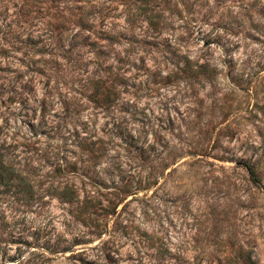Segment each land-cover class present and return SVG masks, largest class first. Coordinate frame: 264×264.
Returning a JSON list of instances; mask_svg holds the SVG:
<instances>
[{
  "label": "rangeland",
  "instance_id": "1",
  "mask_svg": "<svg viewBox=\"0 0 264 264\" xmlns=\"http://www.w3.org/2000/svg\"><path fill=\"white\" fill-rule=\"evenodd\" d=\"M0 154V264H264V0H0Z\"/></svg>",
  "mask_w": 264,
  "mask_h": 264
},
{
  "label": "trees",
  "instance_id": "2",
  "mask_svg": "<svg viewBox=\"0 0 264 264\" xmlns=\"http://www.w3.org/2000/svg\"><path fill=\"white\" fill-rule=\"evenodd\" d=\"M146 1V0H143ZM86 14H83L81 12L80 16L78 17L79 19H77V25L79 26V29L81 30H91V25H92V19H87L89 17L85 16ZM150 25L152 28H155L156 25L155 23H153L152 21H149ZM99 38H107V34L106 33H102V31H99ZM98 89V86L96 88V90ZM108 98V92L106 90L105 94H103L102 100H106ZM245 168L247 169V171L249 172V174L251 175V177L253 178V182H256L257 179L254 178V170L252 168V165L249 163H244ZM16 177L14 171L12 169H10L8 166H6L2 159H1V154H0V184L2 185H7L9 183L12 182V180ZM59 199L66 201L67 203H71L72 201H76L77 200V192L76 190L71 187V186H65V188H62L60 191L57 192ZM86 198L81 200L82 205H85L86 203ZM88 201V200H87ZM89 204H91L90 206L95 207V205L88 201ZM109 206V205H107Z\"/></svg>",
  "mask_w": 264,
  "mask_h": 264
}]
</instances>
